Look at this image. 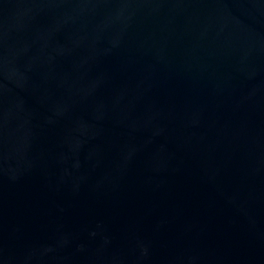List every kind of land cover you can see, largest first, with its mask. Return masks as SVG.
Listing matches in <instances>:
<instances>
[{
    "label": "water",
    "instance_id": "obj_1",
    "mask_svg": "<svg viewBox=\"0 0 264 264\" xmlns=\"http://www.w3.org/2000/svg\"><path fill=\"white\" fill-rule=\"evenodd\" d=\"M0 264H264V0H0Z\"/></svg>",
    "mask_w": 264,
    "mask_h": 264
}]
</instances>
